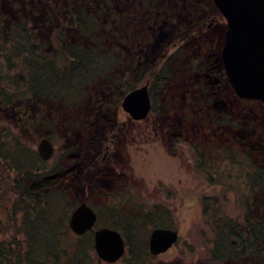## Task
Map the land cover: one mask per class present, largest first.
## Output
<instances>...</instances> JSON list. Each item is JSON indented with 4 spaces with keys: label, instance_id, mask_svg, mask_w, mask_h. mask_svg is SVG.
I'll return each instance as SVG.
<instances>
[{
    "label": "rangeland",
    "instance_id": "1",
    "mask_svg": "<svg viewBox=\"0 0 264 264\" xmlns=\"http://www.w3.org/2000/svg\"><path fill=\"white\" fill-rule=\"evenodd\" d=\"M1 1L5 11L11 12L9 0ZM12 1L21 8H31L33 4L40 3L38 0ZM182 2L185 8L172 1L157 0L154 8L157 13L148 17L151 0H144L142 6L139 0L108 1L116 16L122 15L126 19L130 16L132 27L129 37H137L135 40L142 41V44L150 42L147 47L148 60L153 58V49L156 47L157 50L158 38L171 35L169 26H166L168 23L163 24L162 20L176 23L177 14L195 19L197 5L194 3L199 4L205 16L199 22L193 19L187 23L190 18L182 20L186 25L182 32L195 30L202 25L204 31L211 33L212 48L220 53L226 21L213 1ZM41 10V6L39 10L34 9L37 15L33 18L42 25L45 16ZM210 22H213L211 27H205ZM178 36L175 33L171 35L164 46L166 49L157 55L163 53V56H168L173 52L179 42ZM120 49L126 53L124 46ZM186 81L193 82L190 85L193 89L197 86L195 73L190 76L176 75L163 92L157 94L156 110L150 111L141 120H133L123 111L120 105L123 96L117 93L113 94L112 101V93H102L101 109L93 107L88 99L80 107L61 108V121L73 123L82 131L67 129L66 141L57 135L49 137L54 152L47 160L37 153V144L44 136V130L29 128L19 119L12 121V113H0L1 151L7 155L0 156L3 158L0 160V245L10 241L15 233L22 236L24 211L29 221L37 218L40 224H60L69 229L71 210L78 202L85 200L97 212L93 227H115L125 240L124 253L118 260H101L100 264H217L218 261L210 262L207 255L216 224L228 218L243 217L247 202L251 199L248 181L253 170L251 159L255 162V157L250 159L245 151L252 153L259 150H252L249 144L242 145L244 142L238 141L228 146V132L221 126L210 128L207 111L202 113L203 120L195 119V109L192 111L186 107L182 99ZM222 81L225 87L224 84L228 83L225 75ZM145 82L141 79L135 87ZM222 100L232 108L231 113L241 117L240 126L243 128L237 133L245 137L243 140L254 142L261 133L264 139V128L259 121L261 118L264 120V101L240 99L230 85L225 87ZM78 116H87L92 123H84L86 127L82 128V121L76 119ZM107 122L114 131L110 135L114 133L115 137L106 140L105 136L102 140ZM247 122L252 124L245 125ZM60 123L56 121L53 127H58ZM4 128H8V133H4ZM178 132L182 135L176 140L173 134ZM80 134L82 137H79ZM68 143L76 144L84 151L80 160L82 165L86 163L76 170L77 177L65 179L62 184L39 196L26 195L22 185L16 182L17 174L21 175L23 170L49 173ZM20 146L25 149L24 168L18 171L15 159ZM256 160L260 164L263 162ZM93 181L96 185L92 184ZM154 226H168L179 231L171 248L160 254H152L148 250V235ZM92 231H86L85 237L95 252Z\"/></svg>",
    "mask_w": 264,
    "mask_h": 264
},
{
    "label": "trees",
    "instance_id": "2",
    "mask_svg": "<svg viewBox=\"0 0 264 264\" xmlns=\"http://www.w3.org/2000/svg\"><path fill=\"white\" fill-rule=\"evenodd\" d=\"M38 1L40 3L31 8H21L9 0L11 12L7 13L0 0V113H12V121L22 120L29 128L44 130L45 136L57 135L66 141L67 129L77 126L61 121V108L80 107L88 99L93 107L101 109L102 93H112V101L113 94L124 96L144 79L149 82L151 111H155L157 94L162 93L176 75L195 73L197 86L193 89L190 87L193 82L186 81L182 94L185 106L192 111L195 109V119L203 120L202 113L207 111L210 128L221 126L228 132V146L238 141L260 151L253 154L245 151L250 159L255 157V162L251 159L253 170L248 177L251 199L241 219L228 218L216 224L211 246L207 249L208 259L213 263L218 261L217 264H264V139L261 133L258 140L247 142L237 133L243 128L241 117L231 113L232 108L222 100L223 91L225 93L229 84L226 82L223 87L224 69L219 53L211 46V33L204 31L202 25L182 32L186 27L182 20L190 18L189 23L194 18L181 14L176 15V23L162 20L163 24L168 23L166 26L171 35L179 34V42L168 56L157 55L166 49L164 46L171 35L157 37V50L156 47L153 49V58L148 60L150 42L142 44L135 40L137 37H129L130 16L128 19L119 14L116 16L109 0ZM151 1L148 17L157 13L154 9L157 0ZM168 1L185 8L182 0ZM143 2L139 0L141 6ZM194 4L197 5L194 20L199 22L205 13L199 4ZM39 6L45 16L42 25L33 18L37 15L33 10H39ZM123 46L127 55L120 49ZM76 119L82 121V128L86 127L84 123H92L87 116ZM56 121L61 123L53 127ZM259 121L264 128V120ZM107 124H104L102 140L106 135L115 137L114 133L110 135L114 131ZM74 130L82 131L78 128L71 131ZM3 131L8 133V128ZM181 135V132L173 134L176 140ZM1 145L0 142V156L7 157L2 154ZM18 150L15 162L16 169L21 171L25 149L20 146ZM81 153L84 151L80 146L68 143L49 173L23 170L21 175L17 174L16 182L22 185L26 195L39 196L65 179L77 177L76 170L86 163L82 165ZM256 159L262 160V164ZM94 181L92 184L96 185ZM26 216L24 211L22 236L15 233L10 241L0 245V264L101 263L85 233L75 234L60 224H40L37 218L29 221Z\"/></svg>",
    "mask_w": 264,
    "mask_h": 264
},
{
    "label": "water",
    "instance_id": "3",
    "mask_svg": "<svg viewBox=\"0 0 264 264\" xmlns=\"http://www.w3.org/2000/svg\"><path fill=\"white\" fill-rule=\"evenodd\" d=\"M226 21L220 58L224 74L234 94L240 99L264 101V0H212ZM121 108L133 120L148 116L152 103L148 81L129 90ZM47 137H41L37 153L47 160L53 153ZM96 211L85 200L78 202L68 216V227L75 234L92 229L93 248L104 262H115L124 253L125 241L115 227H93ZM179 231L168 226H154L148 235V250L160 254L171 248Z\"/></svg>",
    "mask_w": 264,
    "mask_h": 264
},
{
    "label": "flooded vegetation",
    "instance_id": "4",
    "mask_svg": "<svg viewBox=\"0 0 264 264\" xmlns=\"http://www.w3.org/2000/svg\"><path fill=\"white\" fill-rule=\"evenodd\" d=\"M212 23H213V22L208 23L205 27L210 28L211 25H212ZM201 28H202V27H201ZM42 137H47L48 139H50L48 136H45V135L42 136ZM108 138H109V136L106 135V140H107ZM50 141H51V139H50ZM51 143H52V141H51ZM52 145H53V144H52ZM53 152H54V149H53ZM52 155H53V153H52ZM52 155H51V156H52ZM51 156H50V157H51ZM106 156H107V153L104 154V157H106ZM48 159H49V158H48ZM55 164H56V163H55ZM62 183H63V182H62ZM62 183H61V184H62ZM81 201H82V200H81ZM96 214H97V212H96ZM87 231H88V230H87ZM84 233H86V231H85ZM124 241H125V240H124Z\"/></svg>",
    "mask_w": 264,
    "mask_h": 264
}]
</instances>
